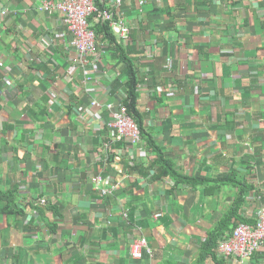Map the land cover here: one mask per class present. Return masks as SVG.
Listing matches in <instances>:
<instances>
[{"label": "crops", "instance_id": "crops-1", "mask_svg": "<svg viewBox=\"0 0 264 264\" xmlns=\"http://www.w3.org/2000/svg\"><path fill=\"white\" fill-rule=\"evenodd\" d=\"M43 1L0 0V264H193L221 226L208 264H241L219 241L264 209V0H101L130 31L97 35L92 84ZM123 56L135 145L108 126L131 98ZM148 138L202 180L162 176ZM96 175L117 190L102 195ZM236 182L250 190L227 220ZM242 264H264V245Z\"/></svg>", "mask_w": 264, "mask_h": 264}, {"label": "built area", "instance_id": "built-area-1", "mask_svg": "<svg viewBox=\"0 0 264 264\" xmlns=\"http://www.w3.org/2000/svg\"><path fill=\"white\" fill-rule=\"evenodd\" d=\"M120 2L121 0H117V5ZM39 9L63 16L72 36V49L76 50L78 56L76 60L83 70L85 80L92 81L91 84L93 78L87 66L89 57L95 54L97 49V33L92 27L90 18H93L95 22H109L113 32L121 37H126L130 31L121 12H114L108 8L100 9L95 0H44ZM94 104L98 105L97 101ZM112 112L113 121H109L108 126L116 132V139L128 138L132 144H140L142 135L139 124L129 113L126 103L121 101ZM93 181L102 195L117 190L116 186L106 185L102 175L94 176ZM263 245L264 209L257 213L254 224L240 223L227 237L221 238L219 250L223 255L236 258L242 264L245 258L253 255ZM145 248L150 249L147 237L142 236L135 239L131 244L132 256L137 259L142 258Z\"/></svg>", "mask_w": 264, "mask_h": 264}, {"label": "trees", "instance_id": "trees-1", "mask_svg": "<svg viewBox=\"0 0 264 264\" xmlns=\"http://www.w3.org/2000/svg\"><path fill=\"white\" fill-rule=\"evenodd\" d=\"M96 4H97V6L100 9L107 8V6L103 2H101V0H96ZM92 27L95 29L97 35L105 34V35H107L109 37V36H112V34H113V31H112V28H111L109 22H96V23L93 24ZM122 59H123V62L127 63L128 67L130 66L129 69L131 70L130 77H129V84L131 86L130 87L131 90H129V95H130L131 98L127 99V101H125V103L128 106L129 113L136 119V117H135V112H136V106H135L136 94H135V91H136V88H137V78L135 77V73L133 71L134 70L133 69V65L134 64H133V62L131 61L130 58H127V57L123 56ZM136 121L139 124L140 130H141V133H142V124L143 123H142V120L139 117V114H138V120L136 119ZM148 140H149L148 145L159 152V157H160L159 158V163H160V165H159L160 166V171L159 172H160V174L162 176L163 175H171V176L175 177L176 183H178V184L181 183V182L196 183V182H199L200 180H202V178H200L198 176L188 177V176H185L183 174H180L177 171V169L175 168V166H174L173 162L171 161V159L165 157L164 155H161L160 149L158 148V146H156L154 144V142L150 138H148ZM233 177H234L235 180L239 179L237 175H235ZM205 179H207V178H205ZM235 180H233V181L235 182ZM227 181L230 182L231 180L228 179ZM239 181H241V180L239 179ZM237 186L239 187V192H238L239 194H238V196L235 199L232 213L229 214L227 220L229 218L231 219L234 215L238 214V212H239V210H240V208L242 206V203L244 201L243 197L245 196V194L247 192L246 190H248V191L250 190L249 186L247 184L245 185V184H241L240 182H238ZM3 195H4L3 193H0V200H1ZM10 200L11 199L8 198V202ZM8 207L9 206L5 205V207L3 208L4 212H7ZM50 207L51 208L53 207L54 209H56V207H54V206H50ZM237 224H239V223H237ZM221 229H223L222 226L221 227H217L216 229L211 230L209 232L206 240L201 244V247H200V250H199V254L197 256V259H196L195 263H193V264H208L209 259H213V260L219 262V258L220 257H219L218 252H217V250H218L217 246H218V237L221 235V231H220Z\"/></svg>", "mask_w": 264, "mask_h": 264}]
</instances>
